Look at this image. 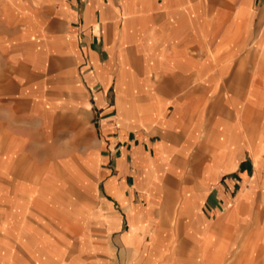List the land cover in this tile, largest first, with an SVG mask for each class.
I'll list each match as a JSON object with an SVG mask.
<instances>
[{
	"label": "crops",
	"instance_id": "1",
	"mask_svg": "<svg viewBox=\"0 0 264 264\" xmlns=\"http://www.w3.org/2000/svg\"><path fill=\"white\" fill-rule=\"evenodd\" d=\"M0 206V264H264V0H0Z\"/></svg>",
	"mask_w": 264,
	"mask_h": 264
},
{
	"label": "rangeland",
	"instance_id": "2",
	"mask_svg": "<svg viewBox=\"0 0 264 264\" xmlns=\"http://www.w3.org/2000/svg\"><path fill=\"white\" fill-rule=\"evenodd\" d=\"M45 144H46V143H45ZM44 158H45V157H44ZM44 160H46V159H44ZM65 161H67L66 158H63V157L60 158V163H61V165H64V162H65ZM99 188H100V185H99ZM56 191H57V190H54V192H56ZM58 192L60 193L59 195H60V197H61V196L63 195V194H62V190L59 189ZM100 195H101V194H99V196H100ZM71 196H72V195H71ZM0 208L3 209L4 207H3V206H0Z\"/></svg>",
	"mask_w": 264,
	"mask_h": 264
}]
</instances>
